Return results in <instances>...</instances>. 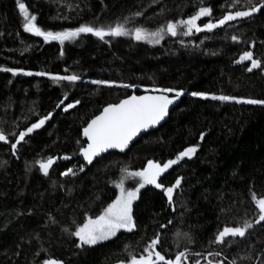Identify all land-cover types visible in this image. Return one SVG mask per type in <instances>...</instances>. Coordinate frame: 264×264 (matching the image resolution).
I'll return each mask as SVG.
<instances>
[{
  "label": "trees",
  "instance_id": "trees-1",
  "mask_svg": "<svg viewBox=\"0 0 264 264\" xmlns=\"http://www.w3.org/2000/svg\"><path fill=\"white\" fill-rule=\"evenodd\" d=\"M21 2L42 30L53 32L117 23L130 31H154L208 7L211 15L198 21L202 26L240 8L230 7L232 0ZM22 24L16 0H0V67L20 70L15 76L0 71V130L8 139L0 142V264H43L45 259L120 264L129 252L144 254L157 234V250L166 257L187 251L189 261L200 264H264V223H256L252 199L253 194L257 200L264 198V104L243 102L264 100V8L211 32L184 36L178 28L176 36L165 33L159 44L135 41L130 35L100 40L91 34L63 44L45 43L26 33ZM244 52L252 53L260 66L247 71L251 61L237 62ZM37 72L48 75L36 76ZM64 75H78L80 80L70 84L50 78ZM93 80L111 84L95 85ZM159 88L182 91V104L168 122L143 136L125 155L113 153L85 163L80 148L86 145L82 129L87 122L108 104L144 93L142 89ZM193 92L235 99L213 101ZM166 94L175 96V91ZM76 100L80 103L74 110H63ZM48 113L52 115L44 125L13 150L11 143L19 132ZM190 146L197 149L194 156L181 159L158 178L165 187L181 178L171 205L162 190L147 187L133 205V232L77 247L79 241L71 232L85 214L95 217L115 199L122 168L141 170L149 159L162 164ZM49 157L58 162L45 175L36 162ZM68 169L72 173L61 176ZM245 222L252 225L245 239L211 243L224 226L243 227ZM177 232L188 233L191 240L177 238ZM215 252L221 255H208Z\"/></svg>",
  "mask_w": 264,
  "mask_h": 264
},
{
  "label": "snow or ice",
  "instance_id": "snow-or-ice-1",
  "mask_svg": "<svg viewBox=\"0 0 264 264\" xmlns=\"http://www.w3.org/2000/svg\"><path fill=\"white\" fill-rule=\"evenodd\" d=\"M237 5H240L239 9L225 13L223 17L218 19L215 23L209 20V22L203 23L202 26L198 24V21L201 20L202 17H208L211 15V10L208 7H200L198 11L190 15L187 19L175 22L168 21L166 25L161 26L154 31L142 27H136L134 30L130 31L125 28L123 24L117 23L115 26H110L108 28L81 25L72 30L53 32L42 30L36 23L37 17L29 14L26 4L21 2V0H16V6L23 19V30L26 33L41 37L45 43L49 41H57L60 44L72 40L80 34H91L100 40H104L105 37L109 36L121 37L130 35L135 41L159 44L165 33L171 36H176L178 28L183 30L182 34L184 36H189L193 34V32H211L213 29L223 26L228 21L251 16L253 13L264 8V2L257 4L254 3V0H244L243 4H241V0H232L230 7L235 9L237 8ZM135 15L139 16L140 13L137 12ZM232 40L236 41L237 37L233 36ZM245 60L251 61L250 66L247 68V71L249 72L260 66V62L253 59L252 53L250 52H244L237 62ZM0 71L11 72V74L15 76L20 70L0 67ZM23 74L27 76L33 75L31 72H24ZM35 75L44 76L48 74L37 72ZM50 78L53 81H67L70 84L80 80L78 75L51 76ZM91 83L95 85L109 86L111 84V82L103 80H93ZM121 86L125 88L130 87V85ZM153 91L158 94L129 95L125 99H121L119 103L108 104L103 107L98 115H95L87 122V126L82 129V135L86 138V145L80 148V155L87 163H92L94 157L107 152L109 149L124 151L129 146V142L132 141L141 131L154 127L163 120L168 114L169 105L173 103L175 97L182 95V91L169 88L153 89ZM173 91H175V97L169 98L166 93ZM191 95L200 96L201 98H210L213 101H229L235 99L225 95L208 96L205 93L197 92H193ZM236 102L239 103L241 101L237 100ZM243 102L252 105L264 104V100L255 99H247ZM61 103H63V101H61ZM79 103V100H76L73 103H68L63 110L68 111ZM51 115L52 113H48V115L39 118L24 131H20L19 135L16 137V141L11 143V148L15 150L17 145L25 139L26 135L32 133L35 129L41 128ZM202 135L203 134H201V136ZM0 142L8 143L7 136L2 130H0ZM196 150L197 149L194 146L187 147L180 151L174 159H169L162 164L149 159L141 170L129 171L127 168H122L120 170V178L115 182V188L117 189L115 199L104 207L95 217L85 214L83 223L77 225L75 230L71 232V235L76 237L79 241L77 247L81 245H95L98 242L107 241L115 237L121 230L125 232H133L135 229L133 220V202L137 199L140 190L146 185H151L162 190L164 196L168 199V203L171 205L173 203L174 189L178 188L181 184V178L177 177L175 182L168 187H165L163 183H158V178L173 165H176L181 159L185 157L191 159ZM13 154L15 155V151H13ZM64 159H68V157H64ZM53 162L54 158L49 157L45 161H37L36 163L40 171L47 175L48 169ZM82 170L83 168H81V171ZM69 173H72V169L62 172L61 176ZM128 179L135 181L134 187H126V180ZM252 199L255 201V206L258 209V219L256 220V223L259 224L261 221H264V198L257 200L255 194H253ZM169 223H171V221H169ZM161 227L163 228L165 225H161ZM251 227L252 225L247 222H245L243 227L224 226L222 230L215 235V238L211 243L222 244L226 237L243 238L246 235V230ZM64 231H67V229H64ZM159 235L160 234H157V236L144 247V254L137 256L129 252L128 260L126 262L121 261L120 264H200L199 260L190 262L187 251H178L174 256L166 257L160 250H157V245L160 243ZM175 235L177 238L191 240L188 233L177 232ZM125 249H127V245H125ZM195 255L199 256L201 254L195 253ZM208 255L220 256L221 253L215 252L209 253ZM205 259H207V257H205ZM43 264H62V262L58 259H45ZM208 264H220V262L218 260H209ZM229 264H235V262L230 261Z\"/></svg>",
  "mask_w": 264,
  "mask_h": 264
},
{
  "label": "water",
  "instance_id": "water-1",
  "mask_svg": "<svg viewBox=\"0 0 264 264\" xmlns=\"http://www.w3.org/2000/svg\"><path fill=\"white\" fill-rule=\"evenodd\" d=\"M146 94H158V93H155V92H144V93H141V94H136V93H133L132 95H146ZM168 95V94H166ZM169 96V95H168ZM175 96H169V98H173ZM182 97L179 96V97H175V99L173 100V103L171 105H169V108H168V114L164 117L163 120H161L157 125H155L154 127H150L149 129L147 130H143L141 131L136 137L133 138L132 141L129 142V146L124 150V151H120L118 149H109L107 152H104V153H101L99 156L97 157H94L93 158V161L92 163H87L84 159V162L87 163L88 165H91L93 163H95L97 160H100L102 159L103 157L109 155V154H113V153H117V154H120V155H125L127 152L130 151V149L133 147V145L138 142L143 136L153 132V131H157L159 130L162 126L165 125V123L168 122V120L170 119V116L171 114L174 112L175 109H177L181 104H182ZM78 106V104H76L73 108L69 109L68 111H65V112H69V111H72L74 110L76 107ZM87 126V125H86ZM83 137V135H82ZM83 139L86 141V138L83 137ZM83 158V157H82ZM58 162V159H54V162L52 163V165H54L55 163ZM51 165V166H52ZM262 222V221H261Z\"/></svg>",
  "mask_w": 264,
  "mask_h": 264
},
{
  "label": "rangeland",
  "instance_id": "rangeland-1",
  "mask_svg": "<svg viewBox=\"0 0 264 264\" xmlns=\"http://www.w3.org/2000/svg\"><path fill=\"white\" fill-rule=\"evenodd\" d=\"M144 92H153L152 90H149V89H142ZM195 154V153H194ZM194 154L192 155V157L194 156ZM135 186V181L134 180H132V179H128V180H126V187H129V188H132V187H134ZM151 185H146L144 188H142L141 190H140V192L138 193V196H137V199L133 202V205L138 201V199H139V195H140V193H141V191L143 190V189H145V188H147V187H150ZM254 210L257 212L258 211V209L256 208V207H254ZM120 232H124L123 230H121ZM120 232H118L117 233V235L120 233ZM116 235V236H117ZM115 236V237H116ZM114 238V237H113ZM113 238H111V239H113ZM111 239H109V240H111ZM109 240H107V241H109ZM107 241H102V242H98L97 244H95V245H98V244H101V243H104V242H107Z\"/></svg>",
  "mask_w": 264,
  "mask_h": 264
},
{
  "label": "flooded vegetation",
  "instance_id": "flooded-vegetation-1",
  "mask_svg": "<svg viewBox=\"0 0 264 264\" xmlns=\"http://www.w3.org/2000/svg\"><path fill=\"white\" fill-rule=\"evenodd\" d=\"M260 223H264V221H262V222H260ZM247 235H248V231L246 230V235H245V237H243V238H241V237H230V238L245 239V238L247 237ZM226 238H229V237H226ZM226 238H225V239H226ZM220 264H223V263H220Z\"/></svg>",
  "mask_w": 264,
  "mask_h": 264
}]
</instances>
